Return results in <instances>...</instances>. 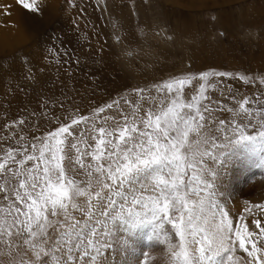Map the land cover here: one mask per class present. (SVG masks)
Masks as SVG:
<instances>
[{"label": "snow or ice", "instance_id": "1", "mask_svg": "<svg viewBox=\"0 0 264 264\" xmlns=\"http://www.w3.org/2000/svg\"><path fill=\"white\" fill-rule=\"evenodd\" d=\"M16 2L39 11L38 0ZM222 77L233 74L171 77L135 89L130 111L118 100L77 108L0 149V264H112L116 252L127 253L120 264H149L130 246L137 235L169 264H264V224L235 223L220 188L233 157L264 167V92L239 99L228 86L214 99Z\"/></svg>", "mask_w": 264, "mask_h": 264}, {"label": "rangeland", "instance_id": "2", "mask_svg": "<svg viewBox=\"0 0 264 264\" xmlns=\"http://www.w3.org/2000/svg\"><path fill=\"white\" fill-rule=\"evenodd\" d=\"M0 4L11 6L0 9V149L42 136L77 108L89 114L118 100L130 111L123 102L135 89L184 73H232L217 78L214 99L228 86L239 99L264 92V0H38L37 32L25 20L31 11L16 0ZM47 63L54 77L43 76ZM254 160L228 161L220 188L234 222L258 231L252 221L264 224V212L253 206L264 204V167ZM129 240L154 257L149 264H169L162 247L147 248L141 235ZM112 256L120 264L127 253Z\"/></svg>", "mask_w": 264, "mask_h": 264}, {"label": "bare ground", "instance_id": "3", "mask_svg": "<svg viewBox=\"0 0 264 264\" xmlns=\"http://www.w3.org/2000/svg\"><path fill=\"white\" fill-rule=\"evenodd\" d=\"M3 2V1H2ZM19 10V9H18ZM39 12V11H38ZM38 12H29L30 14H29V17H28V19H27V16L26 15H24L25 16V20H26V22H27V24L30 26V27H33L34 28V30H35V32H37L38 31V26L35 24V22H36V20H38V19H40V12L38 13ZM56 16L58 15V14H55ZM44 17V16H43ZM43 21V20H42ZM22 22V21H21ZM65 22H67V23H70L68 20L66 21L65 20ZM40 27V26H39ZM13 36V35H12ZM19 39V38H18ZM0 44H1V41H0ZM39 55V54H38ZM41 55V54H40ZM47 55V54H46ZM41 57V56H40ZM38 61H40L39 62V65H38V68L39 69H41L43 66H44V64H43V59L42 58H39V59H37ZM50 64L49 63H47L46 64V66H45V70H44V73H43V76H45V75H47L48 73H47V70H50V68H51V66H49ZM38 69V70H39ZM50 74L54 77V75H55V72H52L51 70H50ZM10 98V97H9Z\"/></svg>", "mask_w": 264, "mask_h": 264}]
</instances>
